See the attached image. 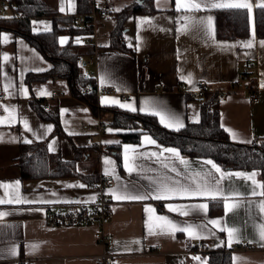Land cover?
<instances>
[{
	"label": "crops",
	"instance_id": "obj_1",
	"mask_svg": "<svg viewBox=\"0 0 264 264\" xmlns=\"http://www.w3.org/2000/svg\"><path fill=\"white\" fill-rule=\"evenodd\" d=\"M91 1L92 6L97 10L108 4L109 16L94 24V34L85 40H80L78 49L82 53H85L88 47L95 49L93 55H82L80 60L83 73L95 78L97 88L102 89L106 86L111 89V92L101 93L98 96L102 106L127 110L111 101L133 102L137 108L135 112H141L139 109L147 100L166 112L178 115L185 126L189 122L198 123L201 120L199 98L205 95L193 98L190 92L199 82L204 80L208 83V93L221 94L231 89L242 68L256 64L255 76L252 77L249 87L258 93L259 100L255 103L251 102L246 91L231 93L219 100L220 123L224 126V130L227 128L238 133L239 140H252V142L264 140V86H262L264 85V46L260 43L264 38H258L255 33L256 7H253V12L250 14L249 36L235 40H219L216 36L215 23V12L219 9L202 5L199 11L189 12L183 9L177 11L175 0H159V2L154 0L158 12L130 17L126 22L124 35L118 38L120 44L133 49L134 53H129L110 50L112 32L117 25L114 15L118 11L114 9L120 11L140 0ZM213 2H222V0H213ZM250 2L255 5L260 0H250ZM51 3L63 17L77 14V0H53ZM62 6L64 11L60 10ZM6 13L8 14L5 15ZM11 15V9L0 7V17ZM185 16L203 18L205 21L207 17H212V35L207 34L206 25H199L198 33L197 28H190L187 32L180 31L186 23ZM143 20H148L150 23H142ZM45 26L52 31L53 20L50 16L32 19V30L39 29L33 30L34 33L50 32L43 31ZM5 35L8 37L7 42L3 39ZM69 39L68 37L61 45L68 44ZM250 39L253 40V47H243V42ZM5 54L9 57L7 61L3 59ZM37 56L42 59H38ZM36 68H44L45 71H34L33 69ZM51 68L52 64L24 38L12 31H0V90L5 92V85L11 83L12 86L5 92L7 99L4 108L16 109V120L13 123L0 124V200L5 201L0 203V213H6L0 217V264H98V256L104 252L105 247L95 238L96 226H50L46 221V214L51 208L54 210H63L70 206L90 208L99 197L109 203L111 219L107 233L114 242L111 251L118 255V264H209L211 253L227 251L234 246L242 245L248 248L230 252L232 264H264V241L258 238L259 227L264 225V213L255 207L264 200V196L250 195V181L245 182L233 177L222 182L225 190L231 185L232 188L244 193L240 198V206L228 212L225 211L221 200L179 198L145 201L115 200L110 190L118 185H128L129 189L135 187L144 191L150 186L149 178L165 174L171 177L175 176V173L162 168L153 159L137 161L143 163L146 169L150 168L153 171L129 175L123 166L125 145L138 147L141 152H159L160 148L152 145L139 147L142 138L136 144L123 143L118 135L121 131L111 133L108 131L109 128L116 130L110 125L111 113L102 112L100 116H95L88 104L72 96L69 83L65 79H48L27 84L26 77L29 73H43ZM189 74L192 78L191 82L182 79ZM21 84L28 90L27 96L19 91ZM42 89L50 92L51 95H38ZM39 99L46 100V104H49L51 109L58 107L62 128L69 138L52 135L54 124L37 114L31 105L32 100ZM4 108L0 110V117L8 115ZM197 117L198 122H196ZM98 118L106 123V131L102 135L93 136L87 128L94 125ZM25 119L32 132L24 128L22 121ZM48 126H51V131L44 135ZM33 132L36 135H33ZM25 139L32 140V143L47 140L48 152L64 160L74 159L79 152L82 157L76 163L78 174L96 175L99 178L98 183L89 186L81 176L23 181L17 159ZM231 140L234 141L232 138ZM106 141L119 143H106ZM53 142L55 150L49 151L48 145ZM115 145L120 147L121 165L113 156L114 151L106 150L107 146ZM179 153L183 159L190 162L191 171L206 172L211 168L210 165L203 164V161L211 160L209 158L183 156L180 150ZM169 155L165 153V156ZM106 159L113 161L114 165L106 164ZM175 163L183 174L177 179L184 181L191 172L186 171L178 161ZM105 170L112 174L105 175ZM225 171L256 172V180L264 183V178L256 170ZM114 177H119V180ZM106 178L114 179L115 186L97 189L96 186ZM79 184H84L86 187L76 186ZM5 185L9 187H4ZM69 185L72 187H68ZM93 197L94 199H91ZM9 200L12 202H7ZM249 201L252 202L251 205ZM211 202H221L223 210L220 214L210 213ZM199 203L208 204L206 213L191 211L189 215L183 216L169 211L167 207L169 204L176 206ZM158 204L162 205L161 209ZM147 207L153 208L155 212H146ZM156 216H166L181 226L190 224L206 225V227L196 229L201 238L189 237L185 232H176L174 235H150L149 225L155 229L159 223L155 219ZM212 219L220 220L221 225L209 224L208 221ZM220 227L239 229V242L234 241L228 246L227 232L220 231ZM249 241L254 242L249 243ZM200 243H205L203 249H199ZM32 245L37 247L33 248ZM195 257L199 259H194Z\"/></svg>",
	"mask_w": 264,
	"mask_h": 264
},
{
	"label": "trees",
	"instance_id": "obj_2",
	"mask_svg": "<svg viewBox=\"0 0 264 264\" xmlns=\"http://www.w3.org/2000/svg\"><path fill=\"white\" fill-rule=\"evenodd\" d=\"M7 1L12 10L11 16L0 17V31H12L35 47L52 68L43 73H29L26 82H43L48 79H65L69 83L74 98L89 105L95 116L102 112L112 115L110 125L122 131L118 134L123 143H139L144 133L151 135L158 144L164 147H175L183 156L191 158H209L223 170H256L264 178V140L249 144L231 140L229 134L221 127L219 92L206 93L200 97L201 120L198 123H187L180 131H174L161 125L156 116L141 112H130L117 107H105L99 102L96 80L82 71L81 56L95 53L94 47H88L85 53L79 51L80 40L94 34L93 12L91 0H77V14L63 17L53 0H0ZM158 12L154 0H140L133 5L115 13L117 22L112 32L110 50L134 53L132 48L120 44L118 38L124 35L126 22L130 17L152 15ZM50 16L53 29L47 33H34L32 19ZM79 16L82 17L79 20ZM10 18V19H9ZM216 36L219 40H235L249 36L251 33L250 14L245 9H219L215 12ZM254 27L258 38H264V10L257 8L254 12ZM68 36V44H60L61 36ZM89 91L86 92L85 88ZM46 100H32L33 109L41 117L54 124L52 135L69 138L64 132L58 107L46 111ZM134 129H137L134 131ZM142 129L143 131H138ZM47 140L36 143H22L17 164L21 169V179L33 180L42 178L81 176L76 169L77 160L82 157L78 152L74 159L64 160L52 156L47 150ZM119 145L107 146V151H114L113 156L121 165ZM117 149V150H116ZM88 185H96V175L81 176ZM161 209L162 205L158 204ZM221 202H211L210 213L222 212ZM22 264V263H21ZM209 264H232V256L227 251L213 252L209 255Z\"/></svg>",
	"mask_w": 264,
	"mask_h": 264
},
{
	"label": "snow or ice",
	"instance_id": "obj_3",
	"mask_svg": "<svg viewBox=\"0 0 264 264\" xmlns=\"http://www.w3.org/2000/svg\"><path fill=\"white\" fill-rule=\"evenodd\" d=\"M159 2V0H157ZM176 10L180 11L181 9L185 11H199L202 8V5L207 8H217V9H245L249 14L253 12V7L260 8L264 10V0H260L259 3L253 5L250 0H222V2H213V0H175ZM64 11L63 6L60 9ZM114 11H119V9H114ZM10 19V18H9ZM185 24L180 29L182 32H187L190 28H197V33L199 32V25H206L207 34L212 35L211 30V22L212 17H207L206 21L203 18H195L193 16H185L184 17ZM35 23V22H34ZM142 23H150L148 20H143ZM34 31H38V28H34ZM43 31H50L48 26L43 28ZM214 38V36H213ZM4 41L7 42L8 37L5 35L3 37ZM66 42V38H62L60 40L61 44ZM261 46H264V41H261ZM231 47V46H228ZM243 47L251 48L253 47V40L250 39L247 42H243ZM38 59H42L37 56ZM3 59L7 61L9 59L8 55L5 54ZM37 72L45 71L44 68H36L33 69ZM182 79H187L191 82V75L187 77H182ZM103 82V79H102ZM11 83L5 85V92L8 91L9 87H11ZM264 86V85H262ZM121 89H118V91ZM19 91L27 96L28 90L24 87L23 84L20 85ZM38 95H51L50 92L46 90H40ZM111 103L118 104L120 107L125 108L129 111H137V108L134 106L133 102H125L121 103L118 100H112ZM4 111L8 113L7 116L0 117V124L5 122L11 124L16 120V109L15 107H5ZM67 111V110H63ZM86 111V110H85ZM139 111L144 112L146 114H150L153 116L159 117V122L162 126L169 128L174 131H180L185 127L183 120L176 114L171 112H166L165 110L159 108L158 106L152 104L149 101H144L143 106L139 109ZM24 128L32 132V129L29 127L27 120H23ZM196 122H198V117L196 118ZM221 127H224L221 125ZM137 129H134V131ZM51 131V126H48L45 130L44 135ZM108 131L111 133L113 131H122L119 129H111ZM138 131H143L142 129ZM225 131L228 132L231 138L234 141H238L241 143H252V140L242 141L239 140V134L231 129L225 128ZM73 134V133H70ZM33 135H36L33 132ZM24 143H32V140L25 139ZM106 143H119L118 141H106ZM145 145H152L160 148L159 152H141L139 148L125 145L124 146V155H123V166L129 175L136 173L141 174L145 171H153V169H146L143 163H137L139 160H155L157 163L161 165L162 168L167 169L169 172L175 173V176H168L167 174L160 177H153L150 179V186L148 189L141 191L140 189H136L133 187L129 189L128 185L120 186L118 185L116 188L111 189L110 192L115 200L120 201H145L149 199L154 200H171L175 198L179 199H205L211 201L221 200L223 201V207L226 212L231 211L233 208L240 206V198L244 196V193H241L239 190L234 189L229 185L228 189L225 190L222 182L225 180H231L233 177L237 179H242L245 182H251V196H264V183L256 180V172L245 173V172H228L222 170L219 166H217L212 160H205L203 164L210 165L211 168L208 171H191V164L189 161L183 159L180 156L179 150L172 147H162L157 144V141L147 133H144L142 136V144L139 147H144ZM49 151H54V142L49 143L48 145ZM165 153L170 154L169 156H165ZM172 161V163H169ZM176 161L179 162L180 165L184 167L186 171L191 172L189 176L185 178L184 181L177 179L183 175L181 171L176 167ZM105 163L108 165H114V162L106 159ZM108 170H105V175H111ZM119 180V177H114ZM19 182H17L18 184ZM78 187L84 188L86 185L79 184L76 185ZM4 187H9L5 185ZM68 187H72L69 185ZM259 189V191H258ZM91 199H94L91 198ZM4 200H0V203H4ZM11 203L12 201H7ZM19 202V201H17ZM48 203V201H45ZM251 205L252 202L249 201ZM168 210L171 212H177L180 215L187 216L191 211H202L207 212L208 204L207 203H199L194 205H176L173 206L171 204L167 205ZM259 209L261 213H264V200L260 201L255 205ZM148 213H154L155 210L151 207H147L145 209ZM6 215V213H0V217ZM155 219L159 221V223L155 226V229L152 225H149L148 231L150 235H174L176 232H185L189 237L192 238H201L199 233L196 231L197 228L206 227V225L202 226H193L187 224L185 226H181L177 224L173 220L169 219L166 216H156ZM209 224L213 226H220L221 221L218 219H212L208 221ZM158 229V231L156 230ZM220 231H226L228 235V246H231L232 242H239L238 233L239 229L237 228H229V227H220ZM258 238L260 241H264V225L259 227ZM254 241H249L252 243ZM33 248H36L37 245H32ZM13 254H15V250H13ZM194 259H199V257H195Z\"/></svg>",
	"mask_w": 264,
	"mask_h": 264
},
{
	"label": "built area",
	"instance_id": "obj_4",
	"mask_svg": "<svg viewBox=\"0 0 264 264\" xmlns=\"http://www.w3.org/2000/svg\"><path fill=\"white\" fill-rule=\"evenodd\" d=\"M1 8L9 9V3L7 1H2L0 3ZM94 19V24L107 18L109 16V6L105 4L102 9H98L92 14ZM82 17L79 18L81 20ZM256 64H249L242 68L236 78L235 83L230 90H225L220 94L219 100L226 98L231 93H237L239 91L248 92L251 102L255 103L259 100V95L256 91H253L249 87V83L253 76H255ZM183 88V87H181ZM97 94L109 93L111 89L108 87H103L102 89L96 88ZM85 91L88 92L89 88L86 87ZM209 91V85L206 81L202 80L199 82L197 87L190 92L191 97L198 98L205 95ZM7 99L6 93L0 90V110L4 108V103ZM218 100V101H219ZM51 106L49 104L45 105V110L49 111ZM88 131L94 135H102L106 131V123L100 118L97 119L94 125L89 126ZM93 136L91 138H93ZM116 184L114 179L106 178L100 182L97 189L112 188ZM110 209L109 203L102 197H99L93 205L88 208L86 206H70L63 210H54L49 209L46 214V221L50 226H90L94 225L97 227L95 234L96 240L105 247V250L102 254L98 256V264H118L117 257L118 255L111 251L114 246L113 240L108 236L107 226L110 224ZM205 243L199 244V249H203ZM248 246H234L227 252H233L239 249H246Z\"/></svg>",
	"mask_w": 264,
	"mask_h": 264
},
{
	"label": "rangeland",
	"instance_id": "obj_5",
	"mask_svg": "<svg viewBox=\"0 0 264 264\" xmlns=\"http://www.w3.org/2000/svg\"><path fill=\"white\" fill-rule=\"evenodd\" d=\"M8 13H6L5 15H7ZM62 38H66V40L68 39V36H65V35H63V36H61L60 37V40L62 39ZM61 44V43H60Z\"/></svg>",
	"mask_w": 264,
	"mask_h": 264
}]
</instances>
